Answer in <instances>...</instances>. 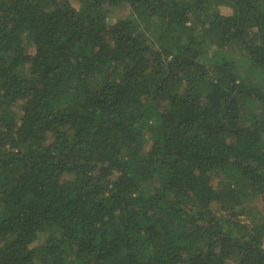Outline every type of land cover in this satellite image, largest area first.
I'll return each instance as SVG.
<instances>
[{"label":"trees","instance_id":"obj_1","mask_svg":"<svg viewBox=\"0 0 264 264\" xmlns=\"http://www.w3.org/2000/svg\"><path fill=\"white\" fill-rule=\"evenodd\" d=\"M0 264H264V2L0 0Z\"/></svg>","mask_w":264,"mask_h":264},{"label":"rangeland","instance_id":"obj_2","mask_svg":"<svg viewBox=\"0 0 264 264\" xmlns=\"http://www.w3.org/2000/svg\"><path fill=\"white\" fill-rule=\"evenodd\" d=\"M261 2H264V0H260ZM127 12V11H126ZM120 13L121 12H116V13H114L115 15H114V19L116 18V17H118V16H120ZM125 15V14H124ZM252 78H253V76H252ZM252 80H254V82H257V80H255V78H253ZM258 83V82H257ZM261 82H259L258 84H260Z\"/></svg>","mask_w":264,"mask_h":264}]
</instances>
